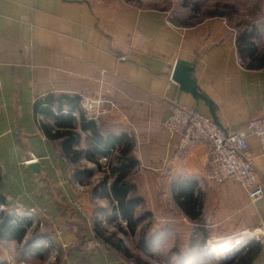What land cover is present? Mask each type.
I'll list each match as a JSON object with an SVG mask.
<instances>
[{"label": "crops", "instance_id": "0c3cea01", "mask_svg": "<svg viewBox=\"0 0 264 264\" xmlns=\"http://www.w3.org/2000/svg\"><path fill=\"white\" fill-rule=\"evenodd\" d=\"M168 14L126 0H0V195L6 199L0 210L34 212L53 225L65 253L61 264H81V253L69 251L77 239L52 200L71 206L86 227V240L94 243L90 264L126 263L98 243L83 213L88 198L72 179L73 164L41 130L46 124L33 104L48 94L101 102L107 112L95 122L101 133L126 135L132 147L131 170L138 176L132 186L134 213L142 208L144 214L137 218L173 222V249L180 257H202L209 245L230 244L264 226V195L251 202L238 183H213L204 145L178 153V136L161 128L174 105L212 117L206 103L172 81L175 65L182 61L193 67L190 76L211 101L220 128L248 134L247 122L264 114V67L243 66L236 31L223 18L185 27L172 24ZM248 143L264 188V156L250 134ZM32 160L40 168L26 167ZM180 191L187 192V208H194L195 217L178 206ZM211 253L223 259L212 247ZM241 258L240 264H264V236Z\"/></svg>", "mask_w": 264, "mask_h": 264}, {"label": "rangeland", "instance_id": "374dc122", "mask_svg": "<svg viewBox=\"0 0 264 264\" xmlns=\"http://www.w3.org/2000/svg\"><path fill=\"white\" fill-rule=\"evenodd\" d=\"M126 1L140 3L142 7L165 10L169 13L168 20L177 26L189 27L207 18L221 17L236 31V47L238 35L253 33L249 39L254 43L257 54L253 55V60L249 58L242 63L244 67L250 62L254 67L260 64L259 57L264 52V0H180L176 4L169 0ZM79 110L82 113L81 108ZM75 116L78 118L79 114ZM42 117L46 125L50 127L54 125L53 119ZM115 130L121 129L115 127ZM77 134L80 136L79 148L87 149L88 134L79 130ZM125 150L131 153L132 147L129 148L127 144L117 145L105 158L95 156L97 164L88 162L84 158L73 164V172L77 173L81 182L79 185L82 186V192L86 194L85 197L89 202L87 212L83 213L88 218L87 221L93 228L98 243L105 240L106 248L117 252L126 264H223L212 255L210 250V246L218 243H213L203 250L202 257L198 258L197 255L190 257L185 252V255L180 257V252L173 249L174 239H177L173 232V222L167 219L165 222H158L153 218L147 219L145 217L147 215L144 216L146 219L137 218L144 214L142 208L134 213L137 218L134 230L129 229L117 212V203L108 194L111 184L119 174L114 169V165L119 160L126 161L128 157L123 154ZM73 176L74 173L72 179ZM137 178L138 176L131 170L123 181L130 189L128 197L136 201L133 187ZM73 181L77 183L76 180ZM11 218V229H14L12 234H3V228L0 229V264H61L65 253L57 242L59 241L55 234L57 229L53 225L44 224V219L34 212L27 215H12ZM19 229L24 232L21 242L13 239L17 234L15 230ZM180 234L183 236L182 232ZM241 256L242 254L231 264H240Z\"/></svg>", "mask_w": 264, "mask_h": 264}, {"label": "trees", "instance_id": "16d2710c", "mask_svg": "<svg viewBox=\"0 0 264 264\" xmlns=\"http://www.w3.org/2000/svg\"><path fill=\"white\" fill-rule=\"evenodd\" d=\"M253 33H241L237 38V50L239 57L242 61L251 58L257 54V50L253 42L250 41V37ZM259 65L253 66L252 63L247 64V68L255 69L264 67V52L259 57ZM81 102L80 96H69V95H53L48 94L44 97H40L33 104V111L35 115H42L53 119V126L41 125L43 134L51 141L58 142V147L62 155L71 163L76 164L80 159L84 158L86 161L93 164H97L95 156L106 157L109 152L114 149L117 145L127 144L131 148L130 143L127 140L126 135L120 134L115 135L114 133L102 134L100 127L93 120L86 119L79 110ZM74 114H79L76 118ZM77 130L88 134V148L81 150L80 136L77 134ZM129 153V155H128ZM127 153L125 150L123 154L126 157V161L119 160L114 165V169L119 173L116 179L110 186L108 194L117 203V212L125 220L131 231L134 230L137 225V221L134 219V208L137 206V201L128 197L129 187L124 184L123 181L128 172L135 167V161L130 155V151ZM126 163V164H125ZM89 178L91 172L88 173ZM73 179L78 184H81L77 173L74 172ZM0 181H1V168H0ZM96 192V189H94ZM186 191H180L177 194V204L181 210L190 217H195L196 213L194 208H187L186 202ZM104 197V196H103ZM183 198L182 201H179ZM53 206L58 212V215L66 219L65 228L68 232L75 235L77 241L69 248V251H77L81 253V264H90L88 262L89 250L86 248L88 243L86 240L85 232L86 227L74 216V209L71 206L61 207L59 203L52 200ZM6 206L5 197L0 195V208ZM189 206V205H188ZM8 211L0 210V229L3 228L2 233L8 234L13 232L11 229V217L8 216ZM70 216V219L67 217ZM45 224V223H44ZM49 225V224H46ZM17 233L14 240L21 242L23 237V230H15ZM2 236V235H1ZM97 237V236H95ZM102 247H106V241L103 240L101 243ZM244 263H246L244 261Z\"/></svg>", "mask_w": 264, "mask_h": 264}, {"label": "built area", "instance_id": "2783aa9c", "mask_svg": "<svg viewBox=\"0 0 264 264\" xmlns=\"http://www.w3.org/2000/svg\"><path fill=\"white\" fill-rule=\"evenodd\" d=\"M80 104L84 116L89 120L98 122L107 113L98 100L82 97ZM161 128L169 135L178 136V153L197 144L204 145L207 152V174L213 183L234 181L243 188L251 202L263 197L264 188L249 151L248 135L257 139L260 153L264 156V114L247 122L248 134H229L218 127L211 117L200 115L185 106L174 105ZM251 232L259 233L256 241L264 236V226ZM93 247L92 241L86 244L88 250Z\"/></svg>", "mask_w": 264, "mask_h": 264}, {"label": "water", "instance_id": "95a60500", "mask_svg": "<svg viewBox=\"0 0 264 264\" xmlns=\"http://www.w3.org/2000/svg\"><path fill=\"white\" fill-rule=\"evenodd\" d=\"M193 67L191 65H187L186 63H183L182 61H178L175 65V69L172 73V81H174L178 86L179 89L185 93H189L195 100H202L204 103H206L210 109L211 112V118L215 122V124L220 127L219 123L217 122V119L213 113L212 110V103L206 97H204L201 94V91L196 86L195 82L192 80L190 73L192 72ZM26 167L37 170L40 168V165L37 161H28L26 164ZM40 174V172H39ZM254 241L248 243L245 245L244 248H242L233 258L228 259L223 264H231L233 263L246 249L249 245H251Z\"/></svg>", "mask_w": 264, "mask_h": 264}, {"label": "bare ground", "instance_id": "6f19581e", "mask_svg": "<svg viewBox=\"0 0 264 264\" xmlns=\"http://www.w3.org/2000/svg\"><path fill=\"white\" fill-rule=\"evenodd\" d=\"M257 234L259 233L246 232L243 239H237L230 244H218L214 247L212 246V248L218 257L223 258L220 260V262L224 263L228 259L233 258L242 248L245 247L246 244L255 241V239L257 238Z\"/></svg>", "mask_w": 264, "mask_h": 264}]
</instances>
